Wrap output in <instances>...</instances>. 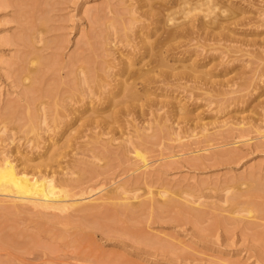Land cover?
<instances>
[{
    "label": "rangeland",
    "instance_id": "1",
    "mask_svg": "<svg viewBox=\"0 0 264 264\" xmlns=\"http://www.w3.org/2000/svg\"><path fill=\"white\" fill-rule=\"evenodd\" d=\"M159 1L0 0V152L17 168L42 164L64 134L45 168L67 205L0 202V264H264V200L248 211L238 201L249 199H228L264 184V0L237 2L221 37L180 38L169 52V27L140 15ZM142 39L163 47V66L158 53L133 56ZM126 63L189 75L137 85L133 97L119 91L132 81ZM166 196L197 212L122 211ZM72 202L100 210L86 217Z\"/></svg>",
    "mask_w": 264,
    "mask_h": 264
},
{
    "label": "bare ground",
    "instance_id": "2",
    "mask_svg": "<svg viewBox=\"0 0 264 264\" xmlns=\"http://www.w3.org/2000/svg\"><path fill=\"white\" fill-rule=\"evenodd\" d=\"M229 1L230 3L233 2L232 6L222 7V6H219V5H222L221 3L219 4V0H161L158 2L160 3V5L158 4L159 6H154L153 4H151L152 6H150L149 9H147L146 11H143L142 13L140 12V15L141 17L148 18L150 20H153L156 17L158 23H162L163 26H168L170 28L169 29V28L163 27L164 30L167 29L165 31L167 33L164 32L166 34L164 36L165 37L164 39H166V42H164L163 47L165 45L166 49L165 47L164 49L166 50V52L167 50L169 52L170 50L174 49L173 43L180 38H186L188 40H191V39L198 38V37H203V38L221 37L220 34H216L215 32H219L221 28H225L226 27L225 25H229V24H233L237 22L238 20L237 17L239 15V11H238L239 7L236 6L237 2L246 1V0H229ZM175 7L179 8L180 10L178 9L176 13L174 12L172 13L171 10ZM169 11H170V14H169ZM171 21H177V22L176 23L172 22L171 24L172 26L170 24H167L168 22H171ZM161 30L163 32V29ZM157 31L158 29L155 28L151 36L155 35ZM160 46L161 45H159L158 43L156 44L155 42H148L142 39L141 46L135 48V52L133 56L136 59H138L139 57H141L140 59H142L145 56H152L154 55V53H158L160 56L159 55H158L159 57L157 56L158 57L157 65L158 64L162 65L165 54L162 55V53L159 52ZM156 48H159V49L157 50ZM156 59L157 58H155L154 56L153 60L156 61ZM151 63H153L152 66H155L154 62H151ZM130 65L131 63H126V65L121 68L120 75H124L125 73H127L130 70L129 69ZM158 67H155V68L157 69ZM152 68L154 67H151V69L146 68V70L137 69L138 71L135 73H133V71L130 70L132 74L130 75L128 79H131L132 81H130V83L127 82V80L120 81L119 91L130 93V95L135 97V87L137 85L140 87H145L149 83L157 82L158 80L167 79L169 76L170 77L174 76L176 78L179 76L183 77L185 75H189V72L187 70H181L177 72L176 75H169L168 73H165L162 71L155 73L154 72L155 70ZM86 78H89V77L87 76ZM87 80L88 79H85V78L81 79L82 83ZM119 108H122V107H119ZM125 110L126 109H124V111ZM120 112L121 111H117L115 113L120 114ZM44 113L43 112L41 113L42 116L38 115V113L37 115L40 117H45L46 114ZM53 117H55V115ZM88 123L89 125H93V123L95 122L89 120L87 124ZM98 126L99 124H95L92 127H98ZM160 130H161V127H159L158 130L156 131H160ZM63 135L57 136L56 138L57 140H55L50 145L44 148V150L47 149L45 154L47 152H52V151H53V154L49 158H47L46 161L44 160L45 163H42V164L29 163L30 161L26 158V160L23 161L22 167L17 168L16 165L13 163V161L7 155H4L2 152H0V202H2V204L4 202V204L5 203L12 204L14 207L15 206H18V207L25 206V208L27 207L30 209H34V210L37 209V210H42V211H47V210L49 211L58 210L59 211L60 209L65 208L67 206L66 203L64 202L66 198L65 191H63L62 189H60L59 187H56L54 184L51 183V180H50L51 176L49 177V174L51 172L47 171L45 168L46 166L50 165L49 164L50 162L54 161L53 159L56 156H59L62 154L61 151L64 146H58V145L54 146V145L56 142H59L63 138ZM147 136L148 135H145V136L143 135L142 137L145 140ZM70 138L71 137L67 138L66 142H68ZM140 140H142V138ZM146 140H148V138ZM43 154L44 152L42 153V155ZM134 156H138L142 158V155L137 150H134ZM145 165L146 164L144 163L142 166H145ZM35 174H36V178H34ZM47 178L49 180H47ZM75 182L80 184L81 181L75 180ZM83 188L84 190H86L88 189V186L83 187ZM111 194H113V191ZM108 195L110 194L108 193ZM155 195L161 197L162 194H160V192L157 191L155 192ZM117 196L118 195L116 194V196L113 195L111 197H113L112 199H114V197H116L115 199H117ZM89 197L90 195L87 198H84L82 200L88 199ZM242 198L249 199V201L239 202L238 200H243ZM251 198H259L261 200H264V184L258 181H255V180H249L247 183L246 190L242 192L240 190L239 193L235 192L233 195L231 196L229 195L228 199L231 205L236 206L237 202L235 201H238V203L239 204L241 203L242 206H245L246 209H248V211L250 210L252 211V209L254 210V208L256 209L258 206H256L255 202H250ZM122 199L124 200V198ZM125 199L128 200V198H125ZM148 202L149 204L147 202L139 203L138 206H135V207H133L132 205H124L123 206L124 210L122 211L124 212L126 211L129 214V213L136 212L137 207H138L137 209L139 208L143 209L147 207L150 209L156 208V210L158 211L175 207L183 211L197 212L193 208L185 205L186 204L185 202H183V204H180V202L178 203L175 199H173V197H167L165 200L162 201L161 205L159 204L156 207H155V204L152 203V200ZM69 206L75 208L74 210L77 209L79 212L88 213L86 214V217L92 216L94 213H97L100 210V208L98 210V207H90L84 202H72L71 204H69ZM259 207L257 209H259ZM256 212H258V210Z\"/></svg>",
    "mask_w": 264,
    "mask_h": 264
}]
</instances>
